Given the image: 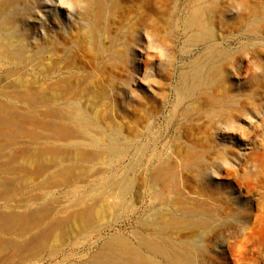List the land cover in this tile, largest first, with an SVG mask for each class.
Here are the masks:
<instances>
[{"label":"rangeland","instance_id":"374dc122","mask_svg":"<svg viewBox=\"0 0 264 264\" xmlns=\"http://www.w3.org/2000/svg\"><path fill=\"white\" fill-rule=\"evenodd\" d=\"M0 264H264V0H0Z\"/></svg>","mask_w":264,"mask_h":264}]
</instances>
